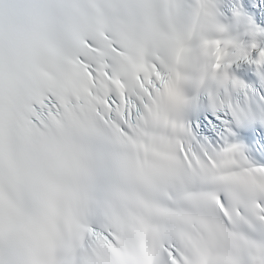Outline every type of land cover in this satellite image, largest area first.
Listing matches in <instances>:
<instances>
[{
  "label": "snow or ice",
  "instance_id": "obj_1",
  "mask_svg": "<svg viewBox=\"0 0 264 264\" xmlns=\"http://www.w3.org/2000/svg\"><path fill=\"white\" fill-rule=\"evenodd\" d=\"M214 8L0 0V264H264V165L228 140L264 142L231 72L264 86V29ZM201 94L223 116L194 126Z\"/></svg>",
  "mask_w": 264,
  "mask_h": 264
}]
</instances>
